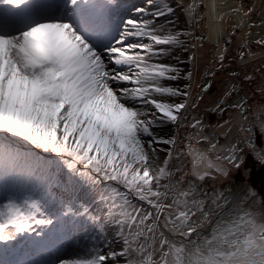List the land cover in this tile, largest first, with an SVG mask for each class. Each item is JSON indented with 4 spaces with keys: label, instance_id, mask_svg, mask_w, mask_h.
<instances>
[{
    "label": "snow or ice",
    "instance_id": "1",
    "mask_svg": "<svg viewBox=\"0 0 264 264\" xmlns=\"http://www.w3.org/2000/svg\"><path fill=\"white\" fill-rule=\"evenodd\" d=\"M176 7L188 29L204 21L206 33L177 29ZM176 7L167 0L127 9L118 0H0V264H264V211L226 210L232 202L223 192L202 188L240 167L241 143L256 151L264 101L255 116L246 99L231 105L242 139L221 145L201 119L188 120L189 107H197L190 104L194 70L183 73L175 55L189 52L195 66L207 40L212 63L223 68L238 40L242 63L257 58L252 44L264 57V13L253 21L256 9L243 0ZM180 80L189 83H171ZM197 87L206 92L211 81ZM236 90L226 87L213 111L223 112ZM167 125L192 131L183 139L161 135ZM256 155L264 161V150ZM81 184L102 214L54 191ZM89 229L101 243L68 258H10L50 253L55 239Z\"/></svg>",
    "mask_w": 264,
    "mask_h": 264
},
{
    "label": "rangeland",
    "instance_id": "2",
    "mask_svg": "<svg viewBox=\"0 0 264 264\" xmlns=\"http://www.w3.org/2000/svg\"><path fill=\"white\" fill-rule=\"evenodd\" d=\"M168 3L176 7L178 4H187L191 2V0H167ZM220 3L226 2L227 4H237L240 3V0H218ZM245 6H253L256 11L252 15V20L256 21L257 23L262 18V13H264V0H243ZM118 3L123 5V9L131 8L133 4L140 5L143 3V0H118ZM176 15L172 17L175 21V26L179 30H190L195 35H200L202 33H206V29L204 28V21L200 22V25L191 29L187 27V18L184 12L181 10L180 7H176ZM123 9L121 10V14H123ZM198 11H200L198 9ZM229 25H231L232 21L229 20ZM227 31H231V28L228 27ZM259 31L258 29L253 30V35L255 32ZM236 40V38H233ZM193 41L189 40V45ZM239 43L238 40L229 46L228 51L226 53V60L224 62V67L220 68L219 65H214L212 63V55L214 51V45L209 43L207 40L204 41V46L202 49L197 50V62L195 66L188 62V55L189 52H185L183 50H176L175 55L179 57L180 62L177 64L178 67L182 69L183 73H187L188 71L194 70V82H192V89H191V99L190 104L195 101L197 103V107L195 109L189 107L188 112L186 115L188 116V120L190 121L193 116L202 120L205 125L204 132L209 136L215 135L216 139L219 140L221 145H227L230 141L235 142L237 139H242V134L239 132L240 126V117L238 111L231 107L233 103H235L238 99H246L249 110L252 113V116L259 114V108L256 110V106L250 105L249 100L252 96L250 95L249 91L247 90L248 84L242 85L240 84L244 81L249 80L245 79V75H250L253 77L252 80H256V83L253 85L251 92L254 90L258 91V87L262 81H264V76L261 74L260 66L264 65V57L260 56L261 49L258 48L256 45H251V50L257 53V58L248 61L247 63H242L237 55V44ZM170 63H177L175 59L169 58ZM215 71V75H206L207 71ZM235 73V75H233ZM211 81V87L208 88L206 92L201 93L200 88L197 85H203ZM174 85L183 86L185 83H189L186 80H180L176 82H171ZM247 83V82H246ZM236 86V91L233 93L231 97L227 98V103L224 105V111H213L216 104L222 98L223 90L226 87L231 85ZM253 94V93H252ZM249 95V99L247 98ZM260 98H264V93L257 94ZM199 97V98H198ZM258 97V96H257ZM198 98V99H197ZM250 116V119H252ZM229 121L230 128L228 125H225L224 122ZM219 125H224L223 128H220ZM192 131L191 129H187V131L183 128L177 129L175 126L167 125L162 129H159L161 135L168 136L171 134H178L180 139H183L187 132ZM228 132V136H224L221 133ZM186 142V141H185ZM207 147V145H203ZM244 148V152L249 148L245 147L243 143L240 145ZM168 147V146H162ZM183 147V145H181ZM39 151V150H37ZM39 155L44 157L45 160H55L56 157L52 154L39 152ZM243 155V154H242ZM214 158V154H213ZM184 166L186 169L191 168V159L184 158ZM236 168H230L229 175L227 177H218L217 179L213 180L212 178H207L206 181L202 184L203 190L212 194L213 192H223L224 196L229 199L232 194L237 193L239 188L241 187L244 190L243 194V202L252 199L250 197L251 192L256 193V199L258 205H248L254 211H264L262 207V198L252 187H248V184H242L238 181H242L239 179L234 178V171ZM61 179L66 181L67 180V170L61 169ZM242 182H247L242 181ZM54 191L57 194L63 195L66 199L71 198L76 202H83L87 201L91 203V206L94 211L98 208L101 210L103 206L99 205L98 199L96 203H92V200L95 197V193L92 189L86 185L81 184L76 187L74 192L65 191L63 188H56ZM247 206V207H248ZM246 207V208H247ZM110 231V238H111V230ZM210 232V229L208 230ZM207 234V233H205ZM101 242L97 236V233L89 229L87 232L85 231H78L72 233L67 236L59 237L53 241V246L50 250V253L46 252L43 255H35V256H28V257H10V258H28V259H55L57 257L60 258H68L73 256L76 253H80L86 251L87 249L93 247L94 245H99Z\"/></svg>",
    "mask_w": 264,
    "mask_h": 264
},
{
    "label": "flooded vegetation",
    "instance_id": "3",
    "mask_svg": "<svg viewBox=\"0 0 264 264\" xmlns=\"http://www.w3.org/2000/svg\"><path fill=\"white\" fill-rule=\"evenodd\" d=\"M259 68H261V75L264 76V67L260 66ZM243 82H241L240 84L242 85V87H244V85L248 84V88L247 90L249 91L250 95L252 96L251 98L248 95V99L251 100L250 105H254L256 106V110L258 109V106L261 104L262 101H264V98H260L257 90H254L251 92V89L253 88V85L256 83V80H251L249 83L248 81H244V79L242 80ZM247 82V83H246ZM252 87V88H251ZM253 93V94H252ZM258 96V97H257ZM259 140V141H258ZM256 140V151H253L251 149L246 150L245 152H243V162L240 164L239 168H236L234 171V178L235 179H239V180H246L248 181V178L250 176V171H251V167H249L248 163L249 160L251 158L252 162H264L262 161L257 155L256 152H259L261 150H264V138H260ZM259 142V143H258ZM239 182V181H238ZM245 183V182H244Z\"/></svg>",
    "mask_w": 264,
    "mask_h": 264
},
{
    "label": "water",
    "instance_id": "4",
    "mask_svg": "<svg viewBox=\"0 0 264 264\" xmlns=\"http://www.w3.org/2000/svg\"><path fill=\"white\" fill-rule=\"evenodd\" d=\"M248 164V166L251 167V171L248 181L245 183L248 184L249 187H252L257 190V192L262 198V202H264V162H252L250 158ZM262 207L264 209V203H262Z\"/></svg>",
    "mask_w": 264,
    "mask_h": 264
},
{
    "label": "bare ground",
    "instance_id": "5",
    "mask_svg": "<svg viewBox=\"0 0 264 264\" xmlns=\"http://www.w3.org/2000/svg\"><path fill=\"white\" fill-rule=\"evenodd\" d=\"M128 8V7H127ZM177 9V8H176ZM240 183L242 184H245L244 182L242 181H239ZM249 187V185H248ZM244 190H242V188L240 187L239 188V191L237 193H234L231 195V197H229V201L232 202V204L226 206V210L229 208V207H232L234 204H240L242 207H247L248 205H253V206H256L258 205V202H257V199L256 197L250 199V200H247L246 202H243V194H244Z\"/></svg>",
    "mask_w": 264,
    "mask_h": 264
}]
</instances>
